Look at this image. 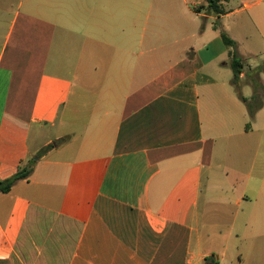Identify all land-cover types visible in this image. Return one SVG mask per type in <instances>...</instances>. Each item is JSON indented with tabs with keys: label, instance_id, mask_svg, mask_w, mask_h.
<instances>
[{
	"label": "crops",
	"instance_id": "crops-1",
	"mask_svg": "<svg viewBox=\"0 0 264 264\" xmlns=\"http://www.w3.org/2000/svg\"><path fill=\"white\" fill-rule=\"evenodd\" d=\"M4 3L0 182L37 157L0 193V264H264V102L215 27L264 50V0H18L3 27Z\"/></svg>",
	"mask_w": 264,
	"mask_h": 264
},
{
	"label": "trees",
	"instance_id": "trees-1",
	"mask_svg": "<svg viewBox=\"0 0 264 264\" xmlns=\"http://www.w3.org/2000/svg\"><path fill=\"white\" fill-rule=\"evenodd\" d=\"M229 0H205L206 12L213 17H220L225 14L224 3ZM220 32V38L224 46L228 49L230 57V69L232 71L231 84L234 87L239 99L246 107L248 118L253 119L254 115L261 109L264 102V85L260 84V75H264V61L257 67L249 69L245 77V83L252 88V95L250 98H243L240 94V75L243 72L244 65L241 59L237 56L235 42L230 39L227 34L220 28L219 24H215ZM65 139L57 141L54 146L62 144ZM53 147V146H52ZM34 169V162L30 160L25 166L18 167L16 173L9 179L0 182V193H7L12 186L22 180H27Z\"/></svg>",
	"mask_w": 264,
	"mask_h": 264
},
{
	"label": "rangeland",
	"instance_id": "rangeland-1",
	"mask_svg": "<svg viewBox=\"0 0 264 264\" xmlns=\"http://www.w3.org/2000/svg\"><path fill=\"white\" fill-rule=\"evenodd\" d=\"M4 1H5L4 6H5V12L6 13H5L4 19L1 20V22L4 23L3 27L7 24V19L9 17L8 14L12 12V10L15 7L18 0H4ZM240 17H238V18L240 19ZM243 20H244V17L242 16V20H240V26L236 25L234 27L233 32L240 33V34L243 32L249 33L247 36H249L250 38L248 39L249 41L246 42V44H245L246 49H242L243 46L240 42L239 49H237L236 53H237V56L240 59H242L244 61V63H246L247 66L256 67L259 65V62L261 61V59L264 58V50H263L261 44H259V45L257 44V43H261V40L258 37L259 34L257 33V30L255 29V27L253 28V26L245 25V22H243ZM200 21L202 22V20H200ZM228 22L229 21H227V20L223 21V23H225L226 27H228L227 26ZM241 22L243 23V25ZM3 27H2V30H3ZM223 27H224V29H222V30L230 38L232 31L228 28L229 32H226L225 31L226 28L224 25H223ZM236 39L240 40L241 38H239V36H238V38H236ZM253 48H254V50H253ZM235 50H236V48H235ZM223 63L226 64V67H225L226 71L225 72L227 73V76L231 80L232 79V71L230 69V58L225 57L222 64ZM261 63L262 62H260V64ZM243 86H244V84L240 81V90ZM243 94H244V92H243ZM248 95H249L248 93H245V96H248ZM36 157H37V155H36ZM36 157H33L31 160L34 161L36 159ZM211 223H213V221H211Z\"/></svg>",
	"mask_w": 264,
	"mask_h": 264
}]
</instances>
